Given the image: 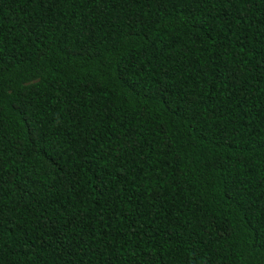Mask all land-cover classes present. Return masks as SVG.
Returning <instances> with one entry per match:
<instances>
[{
  "label": "trees",
  "instance_id": "16d2710c",
  "mask_svg": "<svg viewBox=\"0 0 264 264\" xmlns=\"http://www.w3.org/2000/svg\"><path fill=\"white\" fill-rule=\"evenodd\" d=\"M0 264H264V0H0Z\"/></svg>",
  "mask_w": 264,
  "mask_h": 264
}]
</instances>
